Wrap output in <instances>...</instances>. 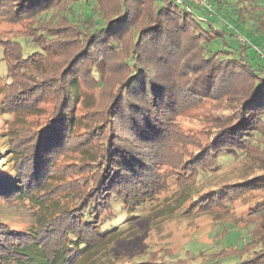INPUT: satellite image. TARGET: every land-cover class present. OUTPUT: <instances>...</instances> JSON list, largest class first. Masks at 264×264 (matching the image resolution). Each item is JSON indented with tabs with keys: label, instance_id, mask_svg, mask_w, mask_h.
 Returning a JSON list of instances; mask_svg holds the SVG:
<instances>
[{
	"label": "trees",
	"instance_id": "1",
	"mask_svg": "<svg viewBox=\"0 0 264 264\" xmlns=\"http://www.w3.org/2000/svg\"><path fill=\"white\" fill-rule=\"evenodd\" d=\"M77 1L82 0H0V17L5 14L13 21L28 20L29 33L25 37L37 48L26 54L17 39H1L9 78L13 82L19 72L31 84L12 95V104L32 109L48 101L50 105L38 129L24 138L20 155L4 158L0 164V197L5 199L21 197L44 173L49 158L77 136L74 129L79 119L74 108L80 102V88L93 87L91 77L102 67L106 55L118 50L120 34L135 32L122 61L125 76L97 120L92 121L90 133H94L86 139L90 144L97 139L92 151L87 149L96 168V182H91V190L85 194L87 200L80 208L59 213L58 220L46 221L40 231H15L0 223V264L88 262L93 250L116 234L108 228L120 215L116 213L122 210L136 216L137 209L156 200L155 195L166 187L165 179L171 174L175 182L203 179L219 170L217 163L223 156L254 157L257 151L253 150L264 147V69L256 49L264 48V14H248V6L256 10L258 0H207L212 7L209 12L185 1L160 0L157 4L158 0H95L104 20L96 26L85 19L74 22L67 15ZM193 8L210 18L225 12L227 21H233L236 28H247L252 44L238 36L236 48L224 41L229 49L224 50L227 56L206 54L204 45L223 32L217 28L201 30ZM62 23L76 29L79 49L66 64L57 66L58 45L61 50L65 43ZM238 81L244 83V91ZM230 88L234 93L242 91L233 97L234 113L211 127L204 139H192L176 129L173 116L178 110L216 100L230 93ZM174 142L182 147L170 149ZM188 146L192 148L186 149ZM168 156L175 157L169 161ZM168 162L172 171L161 172ZM256 180L254 185L264 187V177ZM228 184L210 185L208 191L193 194L190 209L228 206L239 188ZM249 188L242 185L245 191ZM245 235L247 239L240 248L234 245L227 248V253L218 251L212 254L216 259L203 264H223L225 256L237 257L232 264H264V237L254 239L249 231ZM253 241L255 246L244 250ZM188 255L179 257L164 251L154 255L153 260H128L125 264H184L177 262Z\"/></svg>",
	"mask_w": 264,
	"mask_h": 264
},
{
	"label": "rangeland",
	"instance_id": "2",
	"mask_svg": "<svg viewBox=\"0 0 264 264\" xmlns=\"http://www.w3.org/2000/svg\"><path fill=\"white\" fill-rule=\"evenodd\" d=\"M157 4H160V0ZM257 4L256 10L248 6V14H264V0H258ZM97 7L95 0L77 1L72 4L67 15L73 17L74 22L75 19L76 21L85 19L90 20L93 23L92 26L100 25L104 20ZM192 10L195 18L201 21L198 22L201 30L217 28L223 32L222 36L213 38L204 45L206 54L217 52L218 57L227 56L224 50L229 49L224 45V41L236 48L239 45L238 36H242L251 43L247 28L243 26L236 28L233 21H227L225 12H218L210 18L198 9ZM261 17L264 19V15ZM10 19L5 14L0 17V43L1 39H17L22 43L24 53L37 50L25 37L27 32L29 33L28 20ZM62 24L65 25L61 34L65 38V43L61 46V50L57 44L59 52L55 62L57 66L66 64L79 49L75 36L76 29L67 26L66 23ZM134 35L133 30L120 34L118 50H111L104 58L102 67L97 68L94 78L91 77L93 87L80 88V102L74 108L76 118L79 119L74 129V135L77 136H72L70 141L65 142L49 158L44 173L32 186L27 187L21 197L14 200L0 197V223L10 230L39 229L40 231L46 221L51 218L52 221L58 220L59 216L61 217L59 213L76 207L80 208L87 200L85 194L91 190V182L93 184L96 182V168L91 164L87 149L92 151V146L97 139L92 140L91 144L87 143L86 139L92 137L94 133H90L92 121L97 120L98 114L103 111L111 98L112 91L125 76L122 61L132 46ZM251 41L258 43L256 38H251ZM57 42L60 43V40ZM2 49L0 46V164L4 158L14 159L20 155L24 138L28 136V133L38 129V122L40 123L46 115L44 113L50 110L49 101L39 104L38 109L21 108L12 104L14 103L12 95L20 88L31 84L27 82L26 77L18 75L19 72L15 73V79L12 82L8 76ZM248 53L251 52L248 51ZM251 57L256 58L254 54ZM80 73L83 75V72ZM89 78L90 76H87V79ZM99 80L102 82L99 83ZM243 84L239 82V88L244 91V87L241 86ZM241 90L239 93H234L233 88H230V93L219 96L216 100L208 99L192 107L184 106L173 116L176 129L187 133L192 139H204L211 127L218 126L226 120L228 115L234 113L236 98L233 97L239 96L242 93ZM86 133H88L87 136H85ZM173 145L170 148L172 150L182 147L178 146L177 142ZM191 148V146L186 147V149ZM170 149L166 151H172ZM260 149L264 150V147L260 145ZM260 149L253 150L257 151L254 157L240 156L234 159L230 155L223 156L217 163L219 170L211 174V177L175 182L172 178L174 175L171 174L172 177L165 179L166 187L155 195L156 200L150 205L146 204L137 209L136 216H128L130 212L122 210L116 213L120 215L114 219V225L111 223L108 226L113 228L116 234L107 244H102L93 250V254L90 255L92 258L89 257L88 262L80 264H125L128 260H153L154 255L159 253L160 256L164 251L175 253L179 257L185 253L190 254L185 260L177 263L203 264L209 259H216L212 254L218 251L227 253L229 251L227 248L234 245H239L240 248L241 242L247 239L246 231H249L254 239L260 235L263 238L264 209L259 208L264 205V187L254 185L258 182L256 179L264 177V151ZM173 157L175 156H168L167 159L171 161ZM171 165L170 162L165 163L160 171L170 173ZM236 181L242 184H237ZM226 182L231 183V185L228 184L229 187L239 186L237 197L227 204L228 206H211L203 211L190 209V197L193 194L208 191L210 185ZM242 185L250 188L245 191ZM234 194L236 195L235 192ZM113 214L112 211L110 215ZM254 242L244 247V250L249 246H255ZM159 256L156 258L158 259ZM224 258L223 264H232L237 259V257L232 259L234 257L228 256Z\"/></svg>",
	"mask_w": 264,
	"mask_h": 264
},
{
	"label": "built area",
	"instance_id": "3",
	"mask_svg": "<svg viewBox=\"0 0 264 264\" xmlns=\"http://www.w3.org/2000/svg\"><path fill=\"white\" fill-rule=\"evenodd\" d=\"M175 1L180 2V3L185 1L187 4L191 3L196 6L202 7L203 9H206L208 12L212 11V7L207 0H175ZM256 49H257L258 54L260 55V58L263 63V69H264V48L262 49L256 48Z\"/></svg>",
	"mask_w": 264,
	"mask_h": 264
}]
</instances>
